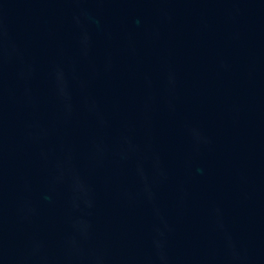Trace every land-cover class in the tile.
Masks as SVG:
<instances>
[{
    "label": "water",
    "instance_id": "1",
    "mask_svg": "<svg viewBox=\"0 0 264 264\" xmlns=\"http://www.w3.org/2000/svg\"><path fill=\"white\" fill-rule=\"evenodd\" d=\"M0 264H264V0H0Z\"/></svg>",
    "mask_w": 264,
    "mask_h": 264
}]
</instances>
